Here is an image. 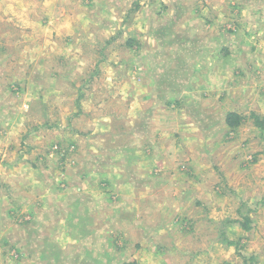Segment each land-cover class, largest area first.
<instances>
[{
  "label": "rangeland",
  "instance_id": "374dc122",
  "mask_svg": "<svg viewBox=\"0 0 264 264\" xmlns=\"http://www.w3.org/2000/svg\"><path fill=\"white\" fill-rule=\"evenodd\" d=\"M233 1L0 0V264H264V23Z\"/></svg>",
  "mask_w": 264,
  "mask_h": 264
},
{
  "label": "crops",
  "instance_id": "0c3cea01",
  "mask_svg": "<svg viewBox=\"0 0 264 264\" xmlns=\"http://www.w3.org/2000/svg\"><path fill=\"white\" fill-rule=\"evenodd\" d=\"M256 1H260V0H256ZM256 1L255 2H249L248 3V1L244 0L242 3L241 2H238V1H233L232 3H235L236 2L238 5L241 3V6H240V10L241 11L240 12L242 14V17H243L242 20L243 21H247L249 23H253V22H257L258 20H260V21H262L264 23V16L260 14V11H263L264 12V2L262 4L263 5V8H262L261 6H259L257 4ZM247 7L250 8V11L249 12L251 13V15L253 17H251V16L248 17L247 16V14H246L247 11H248L247 10ZM252 7H254L256 9V11L255 10L253 11L252 10ZM261 9H263V10H261ZM235 11H239V8L237 9V7H236L235 8ZM253 12L255 14H253ZM257 14L260 15L259 16V19H258V15ZM203 17L207 18L208 22L210 23L209 26L214 25L216 27H217V25H220L221 23L226 22L227 20H229L228 17L226 16V14H224V15L216 14V11L215 10H211V9L206 10V13L203 15ZM222 26H224V25H222ZM228 27L229 26H227V29L233 30L232 28L230 29V27L229 28ZM218 29H219V31H217L218 34H217V36H214V37L221 38V37H224V36L226 37V35H228L227 32H225L224 29H221L220 26L218 27ZM261 30H263V31H259L257 33L256 32H254V33L252 32V34L255 37L261 36V34L263 35V33H264V27L261 28ZM226 55L227 54L221 55V58L224 59V57ZM197 56H198V59H199L200 58V55H197ZM225 60H227V59H225ZM258 60H259V58H258ZM258 60L254 64L258 68V72H261L262 71V69H261L262 66H259ZM243 68L245 70H249V71H252V69H253L250 65L247 68H245V66H243L242 69ZM225 69L230 71L231 67L227 64L226 67H225ZM242 73H244V70H243ZM166 89H168V91H172V89H171L170 86H166ZM173 91L175 93V90L174 89H173ZM140 97L145 98L146 95H142V96L140 95V96H138V98H128V101H129V103L132 106L131 108H133V110L138 113V114H135V118L133 117L134 122L136 124H137V122H139V123H142L143 122L145 124V126H146V127H144L143 130H141L140 128H138L137 130H135L134 133H135L136 136L137 135H141V136L149 137L148 136V132L149 131L147 129H149L151 127V125L154 122V120L157 121V122H159V123H163L164 120H162L163 119V116L158 115V114L152 115V117H150V118H144V117L141 118L142 117L141 112H143V111L142 110L137 111L136 108H134L135 107V104H137L140 101L139 100V99H141ZM159 100L162 101L163 98H159ZM165 101H166V105L165 106L164 105L161 106V108L164 109V112L166 113V115H168L167 117L172 118L171 120L182 119L184 116H186V114L188 112L185 110V108L188 107L189 104H193V107H194V110H193V108L191 109V112H190L191 115L194 114L193 112H195V110H196L197 113L201 112L200 106H204L205 105V102L203 101V98H187V97H184V98H164V102ZM137 117H139V118H137ZM133 119H131V120H133ZM166 122H170V121L168 120ZM136 148H137V150L143 149L142 147H139V148L136 147ZM149 149L152 150V147L145 146V152H146V155L145 156H149V155H147L148 153H150L149 152ZM140 152H142V151H140ZM221 180L224 181V178L221 179ZM224 182H225V186L228 187V188H224V189H229L230 186L227 184L226 181H224Z\"/></svg>",
  "mask_w": 264,
  "mask_h": 264
},
{
  "label": "trees",
  "instance_id": "16d2710c",
  "mask_svg": "<svg viewBox=\"0 0 264 264\" xmlns=\"http://www.w3.org/2000/svg\"><path fill=\"white\" fill-rule=\"evenodd\" d=\"M241 119H242V117L240 115L235 114L233 112H228L224 118V124L226 126L234 128V127L239 125ZM256 119H258V118H256ZM257 124L259 125L260 123H257ZM127 135L132 136L131 134H127ZM130 142H131L130 140L127 141V143H130ZM262 204L264 205V198L262 200ZM248 224H249L248 221L244 222V227H245L244 229H247L246 225H248Z\"/></svg>",
  "mask_w": 264,
  "mask_h": 264
}]
</instances>
